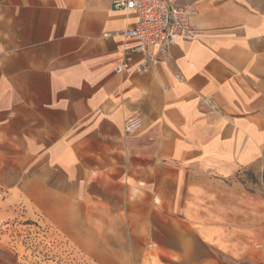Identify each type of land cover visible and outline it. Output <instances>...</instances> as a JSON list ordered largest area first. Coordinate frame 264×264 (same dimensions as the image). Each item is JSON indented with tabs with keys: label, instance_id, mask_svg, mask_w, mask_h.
Returning a JSON list of instances; mask_svg holds the SVG:
<instances>
[{
	"label": "crops",
	"instance_id": "1",
	"mask_svg": "<svg viewBox=\"0 0 264 264\" xmlns=\"http://www.w3.org/2000/svg\"><path fill=\"white\" fill-rule=\"evenodd\" d=\"M115 1L0 0V206L89 264H231L257 245L241 224L264 221L213 195L264 171V3L179 0L198 41L131 76L114 69L137 15Z\"/></svg>",
	"mask_w": 264,
	"mask_h": 264
},
{
	"label": "rangeland",
	"instance_id": "2",
	"mask_svg": "<svg viewBox=\"0 0 264 264\" xmlns=\"http://www.w3.org/2000/svg\"><path fill=\"white\" fill-rule=\"evenodd\" d=\"M254 1L264 3V0ZM6 193L0 192V198H5ZM213 195L229 202L256 199L264 213V171L244 170L226 185L215 188ZM241 225L252 233L255 231L257 245L247 256L231 257V264H264V221ZM81 257L58 228L44 219H30L25 205L0 206V264H89ZM154 258L152 262L145 260L144 264L161 263Z\"/></svg>",
	"mask_w": 264,
	"mask_h": 264
},
{
	"label": "built area",
	"instance_id": "3",
	"mask_svg": "<svg viewBox=\"0 0 264 264\" xmlns=\"http://www.w3.org/2000/svg\"><path fill=\"white\" fill-rule=\"evenodd\" d=\"M179 0H117L116 12L135 13L133 28L122 31L121 36L133 45L126 47L116 74L131 76L150 74L157 65L166 63L170 50L178 41H198V29L193 22L197 11L192 6H178ZM178 78L180 76H177ZM142 126L141 117L125 122L128 135L137 133Z\"/></svg>",
	"mask_w": 264,
	"mask_h": 264
}]
</instances>
